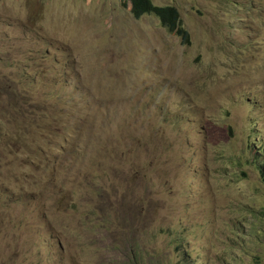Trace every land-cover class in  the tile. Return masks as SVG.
Returning <instances> with one entry per match:
<instances>
[{"label": "rangeland", "instance_id": "374dc122", "mask_svg": "<svg viewBox=\"0 0 264 264\" xmlns=\"http://www.w3.org/2000/svg\"><path fill=\"white\" fill-rule=\"evenodd\" d=\"M151 1L0 0V264H264V0Z\"/></svg>", "mask_w": 264, "mask_h": 264}, {"label": "trees", "instance_id": "16d2710c", "mask_svg": "<svg viewBox=\"0 0 264 264\" xmlns=\"http://www.w3.org/2000/svg\"><path fill=\"white\" fill-rule=\"evenodd\" d=\"M132 2V8H131V14L134 18L138 19L144 15H151L156 17L162 27L166 29L169 33H174L178 37L182 39V42L184 44L190 43V38L188 35V32L184 29V27L181 25L179 13L177 9L173 6H157L155 5L151 0H131ZM263 169V168H261ZM264 180V172H261ZM261 212H264L261 210ZM262 215H264L262 213ZM261 218L259 217V220ZM263 221H259L256 226H254L253 229H256L257 231L260 229L261 224ZM169 230H164L163 235L170 236ZM181 244L178 242V245ZM132 252L130 249H126V253L131 254L130 258V264H156L153 262V258L149 255H146L145 258H143L142 254L137 252V249H134L133 246H130ZM133 248V249H132ZM180 250V249H178ZM258 264H260V260H257Z\"/></svg>", "mask_w": 264, "mask_h": 264}, {"label": "clouds", "instance_id": "9594fccd", "mask_svg": "<svg viewBox=\"0 0 264 264\" xmlns=\"http://www.w3.org/2000/svg\"><path fill=\"white\" fill-rule=\"evenodd\" d=\"M178 249H180L179 252L182 255L183 254L182 252L184 251L183 245L179 244ZM188 261H189V259H184L183 258V261H180L179 264H188Z\"/></svg>", "mask_w": 264, "mask_h": 264}]
</instances>
